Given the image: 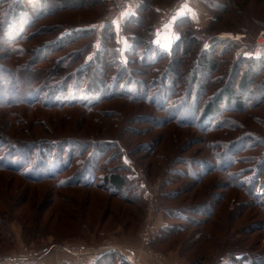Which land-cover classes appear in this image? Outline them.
I'll return each mask as SVG.
<instances>
[{
	"label": "rangeland",
	"instance_id": "obj_1",
	"mask_svg": "<svg viewBox=\"0 0 264 264\" xmlns=\"http://www.w3.org/2000/svg\"><path fill=\"white\" fill-rule=\"evenodd\" d=\"M15 1L8 2L12 5L21 0ZM91 1L88 0V3L90 4ZM177 1L153 0L161 4L157 5L158 8H166L167 13ZM28 3L25 1L27 10H30ZM225 3L223 0H199L198 3L205 12V24L208 20L207 13L210 15L207 25L195 31L200 38L209 36V44L222 35H226V39L243 38L242 43L237 42L232 49V46L228 48L227 44L215 45L214 55L210 56L217 58L222 65L217 72H207L204 78L198 77V81L200 80L206 88L205 92L198 93V100L203 102V106L219 92L221 96L225 94L224 72L230 69L237 58H264V48L252 45L256 37L264 32V28L252 27L247 31H239L241 26L236 20L240 11L231 8L228 14H222L218 10L225 7ZM111 4L112 0H105L104 3L99 4L101 6L90 5L85 10L60 12L51 18L45 17L32 27L23 28L22 34L25 33V37L21 34L23 37L21 41L17 40L19 37L6 36L0 27V103H6L0 107V136L17 141L54 139V142L75 138L86 142L79 145L84 148L93 142L101 144L108 140L118 141L122 150L121 155L131 169L129 171L123 169L119 150L113 148L108 150L107 158L99 163V174L101 176L109 172L129 174L133 182H129L127 189H134L128 191L129 193L123 191L112 196L104 187H85L80 184L61 186L58 180L34 182L16 172L2 170L0 172V264H8L6 261L8 256L20 254H26L33 261L48 264L46 260L50 257L48 255L50 248L54 249L53 252H59L60 257L55 262L61 264L65 257L62 252L63 247L68 244L86 248L90 254L85 260L90 261L105 255L103 260H108L105 264L124 263L123 259L128 261L129 257L126 258L127 254H125L127 248L134 251L138 257H144L146 264H233L228 261L231 254L247 252L253 256H264V182L257 174V164L255 165L257 157H264V145L256 150L246 149L243 148L247 145L244 139L239 148H235V153L230 155L232 160L246 158L247 161H253V163L237 164L232 170L235 172L242 170L243 175L251 166H255L256 170L255 168L253 170L255 173L239 176L244 180L246 188L253 180V176L259 178L258 184L253 183L254 194L252 193L251 196L230 185L229 173H223L218 169L210 174L207 173V169L197 167L196 164L201 159L209 160L210 164L218 162L219 155L215 158V152L211 151L209 143L212 142L236 141L239 137L243 138L246 132H253L257 134L255 138L258 144H264V97L258 100L264 92L255 93L237 89L236 98L244 103L242 109L238 110L234 103L229 104L231 110L227 111L228 114H224L225 124L218 128L224 123L221 122L220 117V121L215 126L217 129L207 127L205 132L199 129L201 123L197 121L190 127L178 125L175 121H168L163 127L153 126L152 123H147L148 121H138V115L151 116L154 117L153 120L158 118L169 120L167 118L170 114L159 110L156 106L119 97L102 100L91 108H87L90 105L89 99L85 105L65 104L55 107L51 100L41 97V92L40 105L35 104L32 97L39 94L40 90L49 92L53 84L60 82L59 78L69 72L76 73L84 63L83 55L88 48L86 46L91 44L93 37L77 38L72 43L54 50L51 47L46 51L41 49L47 45V42H54L63 31L69 33L71 29L77 27L101 23L110 11ZM212 6L219 9L213 10ZM261 10H264V0H252L248 5V11L244 9V12L247 11V15L252 16L260 15L258 12ZM219 16L222 20L215 24L217 30L215 33H219L208 32L212 21ZM157 18L158 15L155 16L156 21ZM246 22L245 20L244 24ZM100 28L99 24L97 29ZM190 30L194 31L190 28L184 33ZM137 32L146 36V33L140 29ZM101 38L94 42L95 49L88 54L87 60H91L96 50L100 48ZM125 38L126 36L120 39ZM57 45L59 44L54 46ZM200 48L198 44L195 50L193 49L196 56ZM37 50L39 52H36ZM76 52L78 56H75ZM122 59L124 61L126 58L122 57ZM195 59L194 55L188 56L183 58L180 65L179 71L185 72L183 75L187 82L188 72L193 67ZM65 62L69 64L62 68ZM20 65H25V71L21 73L22 82L17 79L15 73ZM165 66H167L165 61L159 64L161 68ZM133 67L136 71L142 70L137 64ZM258 69L259 67L256 66L253 70L256 72ZM61 70L64 72L62 73ZM53 73L59 75L44 84L43 79ZM136 75L148 82L153 77L152 75L146 77L142 73ZM263 77L264 74L261 73L254 80L257 83ZM54 87L52 86V89ZM1 88H6L8 97H2L5 93ZM174 89L176 91L179 88ZM180 89L189 91L190 87L188 89L185 84ZM29 94L31 97H27ZM22 98L30 101V105L17 106ZM44 101H47V107L41 105ZM228 125L232 127L227 128ZM2 142H0V156L5 158L4 155L11 149ZM151 143H157L155 153L150 154L148 149L139 148L143 144ZM40 150L42 148L37 149L35 153L41 155ZM223 150L224 148H220L217 153L224 152ZM22 154L24 159L11 156L9 162L19 167L21 171L24 170L25 173L35 176L44 172L42 166L39 167L34 160L29 162L26 159L25 165V158L29 154L27 151H22ZM223 157L225 162H229L228 152H225ZM65 160L68 162V158ZM190 160L191 162H188ZM192 167L199 170L196 174L197 179L192 177ZM75 170V167L70 169L59 180L63 183L68 180L66 182L68 183L74 177ZM197 181L202 182L196 183ZM224 183L229 184V187L224 188ZM137 184H140L142 189V199L139 201L132 198ZM176 194L180 195L173 199ZM125 195L129 196L128 199L122 198ZM218 195H222V199H225L221 201L216 217L210 224L198 227L192 226L185 220L186 218L203 220L202 217L192 216L188 209L193 205L218 199ZM150 211L153 213V221L148 219ZM131 212L137 213L135 215ZM183 215L186 218L181 217ZM147 226L153 228L148 245L142 237ZM172 226L178 227H175L176 230L172 228L162 230L164 227L166 229ZM185 227H187L186 231H180ZM247 227L250 231L242 233L241 230ZM111 252L114 254L113 257H109ZM138 261L135 262L143 264Z\"/></svg>",
	"mask_w": 264,
	"mask_h": 264
},
{
	"label": "trees",
	"instance_id": "obj_2",
	"mask_svg": "<svg viewBox=\"0 0 264 264\" xmlns=\"http://www.w3.org/2000/svg\"><path fill=\"white\" fill-rule=\"evenodd\" d=\"M8 1L9 0H0V27L6 33V36H15V38L19 37L17 39L18 41L23 40V37H25V33L22 34L23 28L32 27L37 21L45 17L51 18L60 12L85 10L88 9L90 5L91 7L101 6L99 4L105 2V0H92L89 4L88 0H16L18 2L15 1L16 4L11 5ZM25 1L29 2L28 5L31 7L30 10H27ZM223 1L226 2L224 4L225 7H221L220 9L217 7L214 8L219 9L218 11L222 12V14H228V10L231 8L240 11V15L236 20L239 21V25L241 26L239 31H247L252 27L264 28V10L258 12L260 15H247L248 5L251 4L252 0H244L243 2H240V0ZM114 2L115 0H112L110 11L106 15L105 19L101 21V23L97 22L92 23L89 26H82L79 28L77 27L76 29H71L72 31L70 30L69 33L68 31H63L58 35L54 42H47L46 46H44L42 49L40 48L42 51H46L49 47L54 50L59 47L61 48L68 43H72L77 38L82 39L88 36L93 37L91 44L86 46L88 48L85 50L83 55L84 63L77 69L76 73L74 74L69 72L68 74H65L59 78L60 82L53 84L52 86L55 87L52 89L51 86V90L49 92L40 90L39 94H35V96L32 97L35 104L40 105L39 96H41V92V97L44 96L45 98H48V100H51L52 104H55V107H57L56 105L65 104L85 105L89 99L90 102L88 103H90V105L87 106V108H91L102 100L119 97L129 99L130 101L144 102L148 105L156 106L159 110H163L164 112L170 114V116L167 118L169 120H164L165 118L153 120L154 117L138 115V121H148L147 123L150 122L153 126L161 127L165 126L166 122L168 121H175V123L178 125H185L186 127L194 126V122L197 121L198 123H201L199 124V129H202L205 132L207 127L217 129L215 126L220 121V117L221 122L224 123L219 125L218 128L225 124L226 116H224V114H228L227 111L231 110L229 108V104L234 103L238 110L242 109L244 103L241 102L240 99L236 98L238 93L237 89L240 91H253L255 93L261 91L264 92V77L259 80L260 82L257 83L254 80L259 77V74H264V58H237L235 62L232 64L230 63V69H228L227 72H224V77L226 76L224 83L225 94L221 96V93L219 92V94L214 95L213 97L211 96L212 98L210 97L211 99L207 100L203 106V102L198 100V93L200 94L205 92L206 88L200 83V80L198 81V77L205 76L207 72L215 73L222 65L221 62H218L217 58L212 57L214 55V47L216 44H227V47L230 48L232 46V49L237 45V42L233 39H223L217 37L209 45V47L205 48L206 43L209 42V36L200 38L198 34L195 33L197 29H194L191 26L190 28L194 29V31L190 30L187 33H183L174 43L172 49L170 51H165L160 49L153 42L154 23L156 22L155 16H157L159 11L162 9L158 8L157 5L161 4L153 2V0H142L136 8L135 13L129 17H126L124 23L118 24L108 21V17L112 11ZM133 2L134 0H132L131 8L126 12L127 15L132 12ZM214 8L213 6L211 7L213 10ZM244 9H247V11L244 12ZM183 12H185V10ZM242 19H245L249 24H247V22L244 24L245 20ZM152 20H155L154 23ZM221 20V16H219V18H215L211 23L212 26H210L207 31H212L214 34H218L219 32L215 33V31H217L215 24L216 22H221ZM188 23L190 24V22ZM99 24L101 25V28L97 29ZM139 29L144 31L146 36L139 34L137 32ZM122 30L124 31V36H128L131 40V45L127 47V49H124L125 46L122 44V42H120L119 39V36H121V34L119 35V32ZM254 30V32H256V28H254ZM21 34L24 36L22 37ZM100 37H102L100 41V48L96 50L95 55L93 58H91V60H87L88 54L95 49L94 42ZM56 44L59 45L54 46ZM198 44L201 46V48L199 49L200 54L198 53L196 56L193 52V49L195 50ZM36 52H39V50ZM193 55L196 59L193 62V67L191 68L190 72H188L189 81L187 82V79L183 75L185 72L181 73L179 71L181 69L180 65H182L183 58L188 56L193 57ZM75 56H78V52H76ZM122 57H125L126 59L123 61ZM164 61L167 62V66L164 68L159 67V64L163 63ZM68 64L69 63H66L65 66L62 65V68H65ZM135 64L140 66L142 69L141 72L134 70L133 65ZM256 66H258L259 69L255 72L253 69ZM24 68L25 65H20L15 72L17 79L21 82V73L22 71H25ZM183 70L187 71V69L184 68ZM61 71L62 73L64 72L63 70ZM136 73H142V75H145L146 77L152 75L153 77H151L150 79L152 80L148 82L147 80H143L144 78H139ZM58 75L59 74L53 73L46 79H43L44 84L49 83ZM185 84H187L188 89L190 87L189 91L180 89ZM168 88L170 90H168ZM174 88L179 89L175 91ZM1 90L5 93L2 97H8L6 88H1ZM27 97H31V95L29 94ZM158 97H161V99ZM263 97L264 94L260 95L258 100H261ZM30 103V101H25V99L22 98L16 105H30ZM5 104L6 103H0V107H3ZM41 105L43 107H47L48 103L47 101H44ZM189 107H191L192 110H190ZM231 127L232 125L227 126V128ZM246 133L247 134L243 138L239 137L236 141L209 143L211 146V151L215 152L216 154L215 158L217 155H219L217 158L218 162L223 160L222 163L213 162L210 164L209 160L204 161L202 159L194 161H197V167H203L204 169H207V173L218 171V169L223 173H229L228 179L230 178L231 180L230 185L243 191L247 196H251L253 193V183L255 182L258 184L259 178H254L255 176H253V180L249 182V186L246 188L244 180H241L239 176L251 175L252 173H255V171H253L255 166H251L243 175L241 174L242 170H238L237 172L232 170L237 164H244L246 162L253 163V161H247L246 158L244 160H241V158L235 160H232V158L230 159V155H233L236 151L235 148H239L238 146L245 140L247 145H245L243 148L246 149L256 150L260 148V146L264 145L258 144V141L255 138L257 135L256 133ZM4 140L6 142H2ZM37 140L17 141L10 140L9 137L0 136V142L11 149L7 152V154L4 155L5 158L0 156V172L2 170L13 171L18 173L20 176L34 182L58 180L61 182V186L80 184L85 187H104L112 196H116L118 193H122L123 191L129 193L128 191L134 189H127L129 182H133V178L129 176V174L120 175L117 174V172H109L104 176L99 174V163L103 162L107 158L106 156L108 150L113 148H117L119 150V157L122 162V167H124L123 169H126L127 171L131 169V167L125 161L124 156L121 155L122 150L118 141L108 140L101 144L93 142L84 148L80 147L79 145L86 142H84V140L80 141L79 139L75 138L59 140L60 142H54V139ZM41 148L42 150H40V152H42V154H36L35 152L37 149ZM139 148L148 149L150 154L155 153L157 143L143 144ZM220 148H224V152H219L218 154L217 152ZM22 151H27L29 154V156H26L25 158V165L26 159L29 162L34 160L39 164V167L42 166V170L44 172L38 174V176H35L34 174L25 173L24 170L21 171L19 167L9 162V158L11 156H14L15 158L22 157L24 159ZM225 152H228L229 159L227 160H229V162H225L226 160L223 157ZM66 158H68V162H66ZM128 159L131 158L128 157ZM188 162H191V160ZM256 164L257 174H259L260 178H262V182H264V157H257L255 165ZM74 167L76 168L74 171V177H72L68 183H66L68 180L65 183H63L62 180H59V178L62 177L64 173L66 174ZM22 168L24 169V167ZM197 171L199 170H195V168L192 167V177L195 179L198 178L196 175L198 173ZM202 181H197L196 183ZM139 185L137 184L136 191L132 194L133 200L136 201L142 199V189ZM223 186L224 188H227L229 187V184L224 183ZM178 195L180 194H176L175 196L173 195V199L178 198ZM222 195H218V199L214 198L213 200L211 199L210 202L199 204L197 206L193 205L188 209L192 216H199L205 220H195V218L190 220L184 215L181 217H185V220L190 222L192 226L199 227L210 224L211 220L216 217L218 206L221 204V201L225 199H222ZM128 197L129 196L127 195L122 196L124 199H128ZM213 201L215 204H213ZM131 213L136 215L137 212ZM168 215L172 216L169 213ZM173 216L175 217L174 214ZM1 221H3V219H1ZM175 227L178 226L167 227L166 229H164V227L162 230L165 231L168 228L175 229ZM186 229L187 227L180 231H186ZM247 230L250 231V228H244L241 230V232L245 233ZM180 231H178V233ZM163 235H165V233H163ZM230 252L232 253L233 251ZM230 252L228 253L230 254ZM109 254V257L114 256L112 252ZM104 256L96 258L92 263H107L108 260H106L107 262L103 260ZM117 256L119 255H116V257ZM228 261L233 264H264V256H253L250 253L241 252L237 254H231V257L228 258ZM123 262L130 264L124 259ZM124 263L121 262L120 264Z\"/></svg>",
	"mask_w": 264,
	"mask_h": 264
},
{
	"label": "crops",
	"instance_id": "obj_3",
	"mask_svg": "<svg viewBox=\"0 0 264 264\" xmlns=\"http://www.w3.org/2000/svg\"><path fill=\"white\" fill-rule=\"evenodd\" d=\"M139 1L134 0L133 6H132V12H130L128 15L125 13L122 16V23H124L126 17H129L130 15L134 14L136 11V8L139 5ZM199 0H189V2L186 5L185 12L177 14L175 16H166L167 10L166 8L161 9L158 13V20L154 23V38L153 42L156 46H158L160 49L165 51H170L174 45V43L180 38V36L184 33L185 30L189 29L191 26L194 29L201 30L206 25L207 22L210 19V15L207 13L208 20L205 24L204 22V10H202L199 6ZM183 14V15H181ZM190 22V24L188 23ZM167 26V27H166ZM122 34L119 36L120 38L125 37ZM126 35V34H125ZM119 38V39H120ZM120 42L125 46L124 49H127L131 45V40L128 36H126L125 39H120ZM54 249L50 248L48 250V260L46 262L48 264H57L58 262H55L58 257H60L59 252L55 251ZM65 257L63 260L67 259L69 257L68 253L63 249L62 250ZM126 258L129 257L128 261L133 262L134 264H137L135 261H138L139 263L146 264V261L144 257L137 256L136 253L129 248L126 250ZM93 258V257H92ZM85 260L86 264H93L92 262L95 260ZM138 259V260H137ZM84 263V264H85Z\"/></svg>",
	"mask_w": 264,
	"mask_h": 264
},
{
	"label": "built area",
	"instance_id": "obj_4",
	"mask_svg": "<svg viewBox=\"0 0 264 264\" xmlns=\"http://www.w3.org/2000/svg\"><path fill=\"white\" fill-rule=\"evenodd\" d=\"M188 3V0H178L175 5L168 11L165 17L167 16H175L177 14L182 13L185 10V7ZM132 0H115L112 11L108 17V21L111 23H118L122 24V16L131 8ZM120 34H124L122 30ZM237 35V34H236ZM242 37L239 40H235L236 42L242 43ZM209 43H206L205 48L209 47ZM253 46L264 48V32L260 33L254 42L252 43ZM148 219L153 221V213L150 211L148 215ZM153 232V228L147 226L145 229L142 237L144 242L148 245L150 242L151 234ZM63 249L68 253L69 257L61 264H84L85 259L90 254L89 251L82 247V246H73V245H65ZM8 264H45L39 261H33L28 258L26 254L20 255H12L7 258Z\"/></svg>",
	"mask_w": 264,
	"mask_h": 264
},
{
	"label": "bare ground",
	"instance_id": "obj_5",
	"mask_svg": "<svg viewBox=\"0 0 264 264\" xmlns=\"http://www.w3.org/2000/svg\"><path fill=\"white\" fill-rule=\"evenodd\" d=\"M222 38H223V39H226V38H227V36H226V35H222ZM233 39H235V38H233Z\"/></svg>",
	"mask_w": 264,
	"mask_h": 264
},
{
	"label": "snow or ice",
	"instance_id": "obj_6",
	"mask_svg": "<svg viewBox=\"0 0 264 264\" xmlns=\"http://www.w3.org/2000/svg\"><path fill=\"white\" fill-rule=\"evenodd\" d=\"M181 15H183V14H181ZM167 27V26H166Z\"/></svg>",
	"mask_w": 264,
	"mask_h": 264
},
{
	"label": "water",
	"instance_id": "obj_7",
	"mask_svg": "<svg viewBox=\"0 0 264 264\" xmlns=\"http://www.w3.org/2000/svg\"><path fill=\"white\" fill-rule=\"evenodd\" d=\"M220 38H222V37H220Z\"/></svg>",
	"mask_w": 264,
	"mask_h": 264
}]
</instances>
